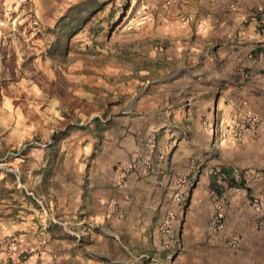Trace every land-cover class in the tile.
<instances>
[{
  "label": "crops",
  "instance_id": "1",
  "mask_svg": "<svg viewBox=\"0 0 264 264\" xmlns=\"http://www.w3.org/2000/svg\"><path fill=\"white\" fill-rule=\"evenodd\" d=\"M158 2L176 68L106 133L94 171L43 179L44 214L18 226L24 264H264V0ZM246 114L258 124L235 142ZM137 157L151 169L119 184Z\"/></svg>",
  "mask_w": 264,
  "mask_h": 264
},
{
  "label": "rangeland",
  "instance_id": "2",
  "mask_svg": "<svg viewBox=\"0 0 264 264\" xmlns=\"http://www.w3.org/2000/svg\"><path fill=\"white\" fill-rule=\"evenodd\" d=\"M163 8L158 0H0V264L32 256L18 254V226L36 206L44 214L43 179L94 171L106 133L176 68L165 62ZM40 257L35 264H51Z\"/></svg>",
  "mask_w": 264,
  "mask_h": 264
},
{
  "label": "built area",
  "instance_id": "3",
  "mask_svg": "<svg viewBox=\"0 0 264 264\" xmlns=\"http://www.w3.org/2000/svg\"><path fill=\"white\" fill-rule=\"evenodd\" d=\"M260 24H261L260 25V33L262 35H264V26H263L264 24H262L261 22H260ZM257 124H258L257 117H255L252 114H246L244 116L241 124H239V125L233 127L232 129H230V131H229L230 139L235 141V142H237L240 139L243 131L247 127L254 128ZM141 164H145L146 169L148 171L151 169V162L150 161H147V162L144 163V161L141 158L137 157V158L134 159L132 166L127 167V168H125L123 170V172H122V174H121V176L119 177V180H118L119 184H123L124 181H125L126 175L131 174L134 171L135 167H137V166H139ZM186 180H187L186 177L177 179L176 180V185L180 186V185L184 184L186 182ZM234 180L238 182L239 181V177L235 176ZM174 200H175L176 203H181L183 201V195H181V194L175 195L174 196ZM255 208H256V210H259V208H260L259 204L256 205ZM221 224H222L221 214H220V210L218 209L214 213V215L212 217V228L217 230V229L220 228ZM22 259L27 260V257L23 256ZM3 264H9V263H3Z\"/></svg>",
  "mask_w": 264,
  "mask_h": 264
},
{
  "label": "trees",
  "instance_id": "4",
  "mask_svg": "<svg viewBox=\"0 0 264 264\" xmlns=\"http://www.w3.org/2000/svg\"><path fill=\"white\" fill-rule=\"evenodd\" d=\"M59 45H57L56 47H58ZM59 48V47H58Z\"/></svg>",
  "mask_w": 264,
  "mask_h": 264
}]
</instances>
